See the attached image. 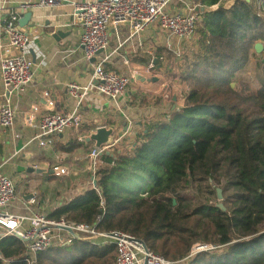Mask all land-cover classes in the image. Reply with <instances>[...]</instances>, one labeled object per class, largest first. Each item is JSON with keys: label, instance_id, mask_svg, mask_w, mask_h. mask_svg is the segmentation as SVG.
Wrapping results in <instances>:
<instances>
[{"label": "trees", "instance_id": "trees-1", "mask_svg": "<svg viewBox=\"0 0 264 264\" xmlns=\"http://www.w3.org/2000/svg\"><path fill=\"white\" fill-rule=\"evenodd\" d=\"M193 3L201 17L180 67L184 104L128 147L103 153L96 185L49 216L133 234L172 261L196 243L214 246L180 264H264V80L247 93L236 82L255 43L264 45V17L256 0ZM26 252L20 238L0 239V264H29ZM116 256L115 244L85 234L37 253L35 264H115Z\"/></svg>", "mask_w": 264, "mask_h": 264}, {"label": "crops", "instance_id": "crops-1", "mask_svg": "<svg viewBox=\"0 0 264 264\" xmlns=\"http://www.w3.org/2000/svg\"><path fill=\"white\" fill-rule=\"evenodd\" d=\"M84 1L65 0L55 7L34 6L26 10L32 11V18L22 28L30 36L26 52L34 62V80L25 92L12 96L16 113L13 128L5 130L0 126V164H3L2 171L16 184V199L10 210L17 215L31 216L40 211L49 216L55 208L69 203L94 185L88 156L95 143L87 142L86 138L98 127H113L115 140L119 139L115 147H128L135 141L137 132L153 121L167 120L170 111L181 107L185 101L182 86L185 83L181 81L177 69L182 65L179 63L184 54L196 49V39L178 42L160 28L156 30V25L144 30L140 36L130 38L129 27L123 25L110 29L108 47L88 61L84 58L81 44L83 28L76 23L73 5ZM36 2L0 0V40L4 33L3 21L9 12L18 10L23 16L26 11H21V4ZM192 5L193 0H174L171 6L173 11L182 12ZM59 32L65 35L56 38ZM192 41L194 44H191ZM122 42L124 44L120 46ZM177 47L181 49L180 55L176 53ZM166 54L173 55V64L168 63ZM104 58H107V70L130 76L127 92L118 99H110L95 89L89 90L81 104L82 122L79 126L70 127L57 135L53 146H41L37 141H31L38 132V121L35 125L27 123V116L33 107H38V119L47 113L70 112L77 101L70 93L69 86L89 84L93 63ZM176 58L181 61L175 62ZM260 59H263V55ZM249 62L252 63L251 58ZM151 65L154 71L148 72L147 67ZM3 90L0 73V105L5 101ZM49 100L53 101L52 105L48 104ZM74 142L78 143L74 150H64ZM58 163L68 167L69 173L56 176L53 166ZM24 175L34 182L40 177L48 180L46 208L36 205L39 195L42 201L46 199L39 185L35 184L37 189L33 187L30 191H18V186L21 187L20 183L24 182ZM14 176H20L23 180L17 185ZM55 234L53 245L67 242L64 239L69 235L67 231H56Z\"/></svg>", "mask_w": 264, "mask_h": 264}, {"label": "built area", "instance_id": "built-area-1", "mask_svg": "<svg viewBox=\"0 0 264 264\" xmlns=\"http://www.w3.org/2000/svg\"><path fill=\"white\" fill-rule=\"evenodd\" d=\"M65 0H37L36 3L21 4V11L25 12L34 6L55 7ZM174 0H86L73 3L75 7L76 23L83 28L81 44L84 58L92 60L105 50L110 41L111 28L127 25L130 35L140 36L150 26L157 25L167 36L178 42H189L194 39L200 20L199 7L189 6L185 11H173ZM236 0H223L226 7H230ZM216 7V5L214 6ZM259 14L264 10V0H256ZM204 8H201L203 11ZM22 13L18 10L11 11L3 21V39L0 40V73L2 76L5 101L0 105V126L12 129L15 122V109L12 105V96L22 94L34 80V62L27 55L26 46L29 34L19 23ZM124 43L122 42L120 46ZM174 49V47H173ZM175 51V49H174ZM177 55L181 49L176 48ZM107 58L93 63L92 79L86 86L71 84L70 93L76 98L75 107L67 113H47L37 118L38 107H33L27 116V123L35 125L38 121V132L31 139L41 146H53L56 136L65 132L70 127L79 126L82 122L80 112L81 104L89 90L95 89L110 99L123 96L130 84V76L118 71L107 70ZM148 72H153V65L147 67ZM48 95V92H45ZM53 104L52 100L48 101ZM17 136V135H16ZM119 139L114 140L111 146L94 147L89 153L90 169L95 178V173L100 163V156L111 151ZM0 164V239L6 236H16L27 244L26 256L29 264H35L36 255L50 248L56 238V231L65 232L60 226H68L75 233H83L90 238H102L104 243H113L117 248L115 264H180L183 260L198 252L213 248L212 245L196 243L186 258L172 261L154 252L140 238L124 231L103 233L95 226L69 222L64 219L55 220L45 212H34L31 216L17 215L11 212L10 207L16 199V184L14 180L2 171ZM56 176L69 173V168L56 164L53 166ZM100 217H98V220ZM68 232V231H67ZM69 235L65 241L70 242L75 236ZM63 239V240H64ZM61 242H64V241Z\"/></svg>", "mask_w": 264, "mask_h": 264}, {"label": "rangeland", "instance_id": "rangeland-1", "mask_svg": "<svg viewBox=\"0 0 264 264\" xmlns=\"http://www.w3.org/2000/svg\"><path fill=\"white\" fill-rule=\"evenodd\" d=\"M261 13H262V16L264 17V10ZM155 28H156V30H159V27L157 25L155 26ZM194 39H196V35H195ZM194 41H196V40H194ZM194 41H192L191 44H194ZM166 55H167L168 63L173 64L172 63L173 62V59H172L173 55L172 54L171 55L166 54ZM168 55H169V57H168ZM250 58L252 60V63L248 62V64L245 67L246 68L245 72L238 73V75L236 77V79H237L236 82L238 83L239 87L243 88V90L246 93L247 92H253V91L257 90L260 87L262 81L264 80V60L260 59L261 55H255L254 54ZM178 61H181V60L176 58L175 62H178ZM179 64H183V60ZM177 70L180 73V68H178ZM182 86H183V92L185 95L187 93V87L185 84H183ZM183 92H182V96H183ZM13 175H15V174H13ZM14 177H16V176H14ZM16 178H17L16 183L18 185L23 179L20 176H18ZM35 184L39 185L40 190L45 193L44 198H46L45 200L43 199V201H42V198H40V195H39V199H37L36 205H37V207L38 206H42V207L44 206L46 208L47 201H48V180L46 178L40 177V178H37L34 182L32 180H29V176L24 175V182L20 183L21 187L18 186V191L19 190L30 191L33 187L35 189H37ZM183 193L187 197H196V193L192 188H188ZM217 201H219V200L217 199ZM79 235L83 236L85 234L79 233Z\"/></svg>", "mask_w": 264, "mask_h": 264}, {"label": "water", "instance_id": "water-1", "mask_svg": "<svg viewBox=\"0 0 264 264\" xmlns=\"http://www.w3.org/2000/svg\"><path fill=\"white\" fill-rule=\"evenodd\" d=\"M249 1V0H248ZM32 18V11H26L23 16L20 18L19 23L21 27H25L29 24L30 20ZM58 35H65L61 32H59L58 34L55 35V37L57 38ZM264 49V45L261 41H258L255 43L254 45V50L257 53H261ZM94 59V58H93ZM232 86H235V83H232ZM115 140V130L113 127H106V126H100L96 129V131L92 132L90 134V136H88L86 138L87 142H94L95 143V147L101 148L103 146H111L113 144ZM110 151H108L107 153H109ZM93 182L94 185H96L95 182V178L93 177ZM217 195H218V206L220 208H222L223 210H225V206L223 204V194H222V190L220 187L217 188ZM60 229L63 230H67L68 232H70L72 235H74L75 237L79 236L77 233H75L70 227L68 226H60Z\"/></svg>", "mask_w": 264, "mask_h": 264}]
</instances>
